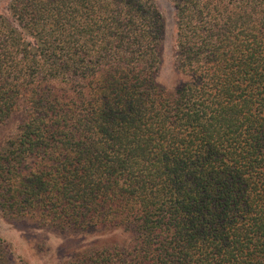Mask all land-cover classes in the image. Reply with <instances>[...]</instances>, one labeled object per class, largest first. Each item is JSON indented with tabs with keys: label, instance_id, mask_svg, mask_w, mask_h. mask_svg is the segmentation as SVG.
Wrapping results in <instances>:
<instances>
[{
	"label": "trees",
	"instance_id": "obj_1",
	"mask_svg": "<svg viewBox=\"0 0 264 264\" xmlns=\"http://www.w3.org/2000/svg\"><path fill=\"white\" fill-rule=\"evenodd\" d=\"M165 1L172 84L157 0H0V216L51 264H264V0Z\"/></svg>",
	"mask_w": 264,
	"mask_h": 264
},
{
	"label": "rangeland",
	"instance_id": "obj_2",
	"mask_svg": "<svg viewBox=\"0 0 264 264\" xmlns=\"http://www.w3.org/2000/svg\"><path fill=\"white\" fill-rule=\"evenodd\" d=\"M165 18V37L163 42V59L159 71V80L162 83H173L172 73V40H173V23L171 18V9L165 0H157ZM16 229L8 224L0 216V239L8 245L15 257L27 264H51L52 253L62 242V238L55 233L33 230L31 227ZM36 243H41L36 247ZM41 254H39V252ZM45 251H51L50 254ZM43 256V257H41Z\"/></svg>",
	"mask_w": 264,
	"mask_h": 264
}]
</instances>
